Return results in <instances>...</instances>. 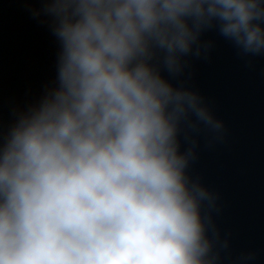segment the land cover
<instances>
[{"label": "clouds", "instance_id": "1", "mask_svg": "<svg viewBox=\"0 0 264 264\" xmlns=\"http://www.w3.org/2000/svg\"><path fill=\"white\" fill-rule=\"evenodd\" d=\"M40 3L56 82L0 137V264H218L219 196L189 169L227 129L189 82L209 32L264 56V0Z\"/></svg>", "mask_w": 264, "mask_h": 264}]
</instances>
